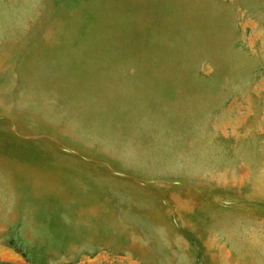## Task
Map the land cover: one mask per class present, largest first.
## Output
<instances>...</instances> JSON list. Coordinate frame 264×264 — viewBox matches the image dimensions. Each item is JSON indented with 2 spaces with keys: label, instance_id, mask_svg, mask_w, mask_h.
<instances>
[{
  "label": "rangeland",
  "instance_id": "rangeland-1",
  "mask_svg": "<svg viewBox=\"0 0 264 264\" xmlns=\"http://www.w3.org/2000/svg\"><path fill=\"white\" fill-rule=\"evenodd\" d=\"M0 264H264V0H0Z\"/></svg>",
  "mask_w": 264,
  "mask_h": 264
}]
</instances>
